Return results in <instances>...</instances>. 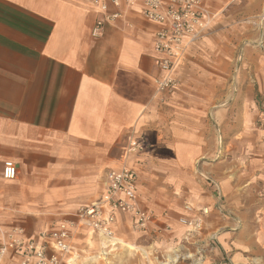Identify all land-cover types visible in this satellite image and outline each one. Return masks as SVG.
Instances as JSON below:
<instances>
[{"label": "crops", "instance_id": "1", "mask_svg": "<svg viewBox=\"0 0 264 264\" xmlns=\"http://www.w3.org/2000/svg\"><path fill=\"white\" fill-rule=\"evenodd\" d=\"M207 10L206 37L175 68L180 88L162 95L159 26L140 7L93 37L99 15L85 0H0V243L13 228L33 238L52 225L42 217L97 201L92 184L121 161L131 137L143 145L140 205L178 233L186 203L209 207L195 239L216 235L211 259L223 258L236 227L218 218L216 190L234 196L247 175L260 215L264 0H209ZM6 161L18 168L14 181L2 177ZM122 224L131 228L125 217Z\"/></svg>", "mask_w": 264, "mask_h": 264}, {"label": "built area", "instance_id": "2", "mask_svg": "<svg viewBox=\"0 0 264 264\" xmlns=\"http://www.w3.org/2000/svg\"><path fill=\"white\" fill-rule=\"evenodd\" d=\"M99 15L92 30L93 37H99L107 26L126 18L128 11L140 7L142 17L149 23L159 26L154 35V50L159 56L158 64L162 76L156 79L158 94H172L180 88L175 76V68L186 51L202 41L207 35L210 20L207 10L209 0H85ZM263 46V41L259 43ZM264 109V102H263ZM143 150L141 140L129 138L128 147L122 154L119 164L105 174V186L101 197L94 203L81 207L75 220L64 219L41 230L33 238H28L21 228H13L5 233L0 243V264H5L12 256L14 264H67L75 256L74 240L78 232L86 229L106 239L108 245L117 247L121 239L116 231L122 217L131 223V231L140 236H149L150 246L170 242L169 236L176 233L174 226L160 219L154 212L140 205L139 171L136 168L138 156ZM142 163V162H141ZM2 177L5 181H14L18 177V168L13 161L3 165ZM216 207L222 218L227 217L223 208L221 191L216 190ZM209 207L186 203L184 215L178 221L183 231L181 242L196 245V252L187 251L171 259L180 258L204 264L208 254L213 253L214 240L198 244L195 237L204 229V218L210 215ZM167 217V214L164 215ZM239 226L240 221H235ZM171 243V242H170ZM204 251V254H203ZM183 254V255H182ZM157 260V257L155 258ZM172 263V262H171ZM170 264V263H166Z\"/></svg>", "mask_w": 264, "mask_h": 264}, {"label": "rangeland", "instance_id": "3", "mask_svg": "<svg viewBox=\"0 0 264 264\" xmlns=\"http://www.w3.org/2000/svg\"><path fill=\"white\" fill-rule=\"evenodd\" d=\"M258 102L260 103V101ZM262 105L263 102L261 103V109L264 111ZM236 123L237 121H232V123L228 122V133L231 134L232 129L234 128L233 125H236ZM258 125H264V119H262V121H260ZM227 158L230 162L234 157L228 156ZM141 162H144V160ZM241 163L246 164V162ZM136 168L138 169L140 174L142 170L141 167L136 166ZM103 174L106 173L104 172ZM241 180V183L238 184L239 189L235 191L236 194L234 196L232 194L228 195L225 198L223 193L221 192L223 205L226 209V213L228 212L225 219L229 218L228 220L232 221L231 223L235 225L234 227H236V229L234 230V233L236 236L230 243L231 247L225 248L224 256L222 259L218 260L216 257H212L211 259L212 254H208L206 260L204 261V264H222V262L223 264H264V187L262 185H258L255 188L257 194V204L260 213L259 216H255L252 205H254V202L256 201L250 198V191L248 188L249 186L246 182V180H248L247 175L243 176ZM104 181L105 178L103 175L101 180L97 178L96 182L92 184L94 191V193L92 194L94 196L93 200L101 196L102 190L105 186ZM260 192L262 195H258ZM86 203L87 205H89L88 203L90 202H85L84 204ZM85 206L86 205L82 207ZM76 213L77 212L73 214L71 213L69 215L64 214L60 210L56 214L44 216L42 217V219L47 223V225H53L56 222L64 219L75 220ZM167 213L168 212H166V214ZM218 218H221L220 220H222V217L219 216ZM235 221H240L239 226H236ZM128 223H130L129 220ZM128 227L123 224L121 228H119L118 226L116 236L119 237L122 242L129 243L136 247L138 250L136 249L129 252V250L123 248L122 245L111 247L108 245V242L104 237L98 234H93L86 229H82L75 237V239H77L78 236H81L82 238H80L82 239V241H80V243H77V241L75 244V256L72 260L73 263L71 264H194V262L197 260V258L195 259V261H187L183 260L182 258L175 262L171 260L175 258L173 255L176 253V251H178V254L185 253L187 251L196 252V245H185L180 242L177 237L173 236L174 239L170 240L171 243H167L165 247L157 245L153 246L152 248H147V246L149 247L150 243L152 242L150 237H142L139 234L132 232L131 228ZM177 231L178 230H176V235H179V237H181L183 231L181 230L180 233H178ZM234 242L235 244H233ZM96 257H98L99 259H97ZM156 257L157 260L155 259Z\"/></svg>", "mask_w": 264, "mask_h": 264}, {"label": "bare ground", "instance_id": "4", "mask_svg": "<svg viewBox=\"0 0 264 264\" xmlns=\"http://www.w3.org/2000/svg\"><path fill=\"white\" fill-rule=\"evenodd\" d=\"M104 241V240H103ZM121 245L123 248H125L126 250H129V252L133 251V250H136L137 248L134 247L133 245H129V244H126L124 242L121 241ZM138 250V249H137ZM128 252V251H127ZM133 253V252H132ZM104 255V254H103ZM102 257V256H101ZM97 259H99L98 257H96ZM103 258V257H102Z\"/></svg>", "mask_w": 264, "mask_h": 264}]
</instances>
